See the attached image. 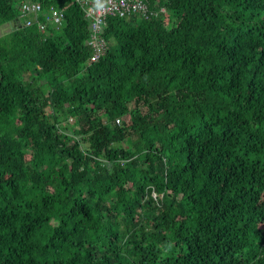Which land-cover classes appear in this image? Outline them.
Wrapping results in <instances>:
<instances>
[{
	"label": "trees",
	"instance_id": "trees-1",
	"mask_svg": "<svg viewBox=\"0 0 264 264\" xmlns=\"http://www.w3.org/2000/svg\"><path fill=\"white\" fill-rule=\"evenodd\" d=\"M25 1L0 0V264H264V0H142L96 60L79 3Z\"/></svg>",
	"mask_w": 264,
	"mask_h": 264
},
{
	"label": "built area",
	"instance_id": "built-area-1",
	"mask_svg": "<svg viewBox=\"0 0 264 264\" xmlns=\"http://www.w3.org/2000/svg\"><path fill=\"white\" fill-rule=\"evenodd\" d=\"M79 3L85 15L90 19L91 22V45L93 47V54L91 55L92 60H96L99 55L105 49V41L100 37V27L102 26L104 19L107 14L118 13L124 15L128 12H139L141 15H145L146 6L142 0H75ZM22 14H32L33 18L36 16L41 9L39 2L33 0H27L20 4ZM164 11V8H161ZM52 17L55 22L60 21V14L57 11L52 12ZM28 24L29 21H26ZM43 29L44 23L40 24ZM118 121V120H117Z\"/></svg>",
	"mask_w": 264,
	"mask_h": 264
},
{
	"label": "rangeland",
	"instance_id": "rangeland-1",
	"mask_svg": "<svg viewBox=\"0 0 264 264\" xmlns=\"http://www.w3.org/2000/svg\"><path fill=\"white\" fill-rule=\"evenodd\" d=\"M8 23H4V24L0 25V36L5 34L6 31H8V29H11V26H10V28L7 26Z\"/></svg>",
	"mask_w": 264,
	"mask_h": 264
},
{
	"label": "crops",
	"instance_id": "crops-1",
	"mask_svg": "<svg viewBox=\"0 0 264 264\" xmlns=\"http://www.w3.org/2000/svg\"><path fill=\"white\" fill-rule=\"evenodd\" d=\"M7 26L10 28L11 25H10V24H7ZM8 30H9V29H8Z\"/></svg>",
	"mask_w": 264,
	"mask_h": 264
}]
</instances>
